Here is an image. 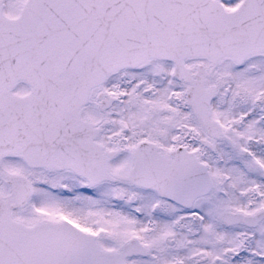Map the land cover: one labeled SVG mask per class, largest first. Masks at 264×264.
Segmentation results:
<instances>
[{
	"label": "snow or ice",
	"instance_id": "snow-or-ice-1",
	"mask_svg": "<svg viewBox=\"0 0 264 264\" xmlns=\"http://www.w3.org/2000/svg\"><path fill=\"white\" fill-rule=\"evenodd\" d=\"M0 264H264V0H0Z\"/></svg>",
	"mask_w": 264,
	"mask_h": 264
}]
</instances>
